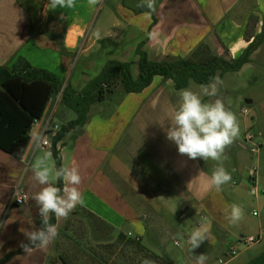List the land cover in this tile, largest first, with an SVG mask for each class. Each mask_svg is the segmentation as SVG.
<instances>
[{
    "label": "crops",
    "instance_id": "crops-1",
    "mask_svg": "<svg viewBox=\"0 0 264 264\" xmlns=\"http://www.w3.org/2000/svg\"><path fill=\"white\" fill-rule=\"evenodd\" d=\"M121 1L114 0L110 14L103 18L104 0L94 7L87 0H76L72 9H51L50 0H0V67L11 68L21 58L32 68L60 78L57 68L61 70V65L57 63L64 57L76 52L85 58V54L106 47L118 54L117 59L109 60L122 63H127L130 54L137 61V47L155 62H173L188 54L205 58L211 52V45H206L211 37L216 39V52L222 50L229 62L264 26V0H155L154 10L139 7L133 12L121 11ZM262 44L238 72L254 61ZM91 79L82 81L86 84ZM156 81L161 80L154 79L152 85ZM83 87L70 89L78 93ZM161 88L163 91L152 94H145V89L128 95L116 88L111 95H121L116 109L101 108L106 100L93 104L81 129L70 130L56 144L62 166L77 168L82 177L79 189L83 203L68 217L86 214L115 233L138 239L173 264H196L195 256L200 254L207 256L205 264H219L229 244L260 232L247 235L245 225L229 223L227 216L235 202L225 201L220 191L208 187L218 162L189 159L167 138L169 110L179 106V95L166 91H174L169 81ZM209 98L213 97L203 99ZM74 118L60 100L53 106L50 102L31 129L21 159L0 150V259L17 251L21 242H29L21 228L39 229L35 221L41 216L31 196L40 186L31 179V165L36 156L50 152V148L38 145L40 139L51 145L54 136L43 133L45 123L50 120L60 128ZM249 126L253 127L252 121ZM241 139L239 136L231 149L234 167L230 170L236 173L255 160L242 153L246 149ZM227 152L228 147L225 155L229 156ZM249 158L251 163L245 165ZM223 166L227 170L226 162ZM15 191L27 197L22 206L12 202ZM194 200L201 205L199 209ZM200 212L199 219L193 215ZM67 218L55 216L57 230ZM197 228L206 230L207 239L191 252L188 239ZM54 240L47 247L32 248L30 253L21 250L5 264H57L51 249ZM168 242L179 249L178 253H167L164 246ZM237 248L240 257L250 258L251 247ZM62 253L67 255L64 247ZM234 259L223 264H233Z\"/></svg>",
    "mask_w": 264,
    "mask_h": 264
},
{
    "label": "rangeland",
    "instance_id": "rangeland-1",
    "mask_svg": "<svg viewBox=\"0 0 264 264\" xmlns=\"http://www.w3.org/2000/svg\"><path fill=\"white\" fill-rule=\"evenodd\" d=\"M113 1L114 0H104L105 6L102 14L105 15L103 18H106L107 13L108 15L110 14L111 7H114ZM140 2L141 0H122V5L120 6L122 8L121 11L125 9L133 12L135 9L139 8L137 7V4ZM103 25L104 24H102V28ZM231 35H235V32ZM210 39L211 42H209ZM210 39L207 40L206 45H211V47H209L211 52L207 53L205 58L202 57V59L199 55L194 57V54H188L187 57L181 59L188 64L196 65L207 64L215 60L226 62L227 58L222 50L216 52V39L212 37ZM235 54L236 53H234V55ZM84 56L86 57H81L79 53L75 52L67 55L63 60L57 63V65L59 64L58 67L61 65L59 67L61 70L58 68L57 70L60 79L63 81L62 87L68 86L69 88L76 89V87L84 86L85 82L82 81L83 79H91L98 75L105 63L108 62L109 59H117L114 57H117L118 54H115L113 49L106 47L100 51L85 54ZM134 59L135 57L132 54L126 58L127 63L133 62L130 69L132 75L136 74V62H134ZM221 80L223 81V84L220 86L218 94L222 95V93H224L220 99L226 105V108L236 115L240 129L239 136L242 137L243 134L250 129L248 123H251L252 121L253 127L250 131L255 134L260 144L255 160H253L256 164L255 185L259 192L258 195L254 197L249 194L251 183L248 179L247 166H244L243 169L241 168L242 173H236L230 170L234 167L233 162L231 161V149L236 147L237 138L230 146H228L227 154L229 156L224 160L227 165V171L231 174L232 179L228 183L222 185L220 193L225 201L230 200L233 203L235 202L234 204L243 209L244 218L240 223L245 225L247 235L258 232L264 234V44L260 47L252 63L246 65L238 73L224 74ZM161 85H163V82L156 81L144 92L145 94H152L160 91L162 90ZM187 89L194 92L200 91L199 85L195 84H190ZM166 91L173 92L177 96L180 93V91ZM117 93L119 94V92ZM119 97H121V95L118 97L111 95L106 96L107 99L101 104V108L114 109ZM147 97L148 96L145 98ZM204 97L205 96H202L204 102L214 101L213 99L215 98H209L205 101L203 99ZM247 98H250L251 100L246 102L245 99ZM55 100L58 102L60 100V95L55 97L54 101L51 102L52 106ZM242 108L248 110L246 116L240 114V109ZM242 153L248 158L249 152L247 149ZM250 161L249 158L245 165L251 163ZM195 202V207H198L197 209H199L201 205H199L198 200L193 201V203ZM253 210L257 211V217L251 216ZM201 212L198 214L194 213L193 215L199 219V216H202ZM57 232L58 235L51 247L52 256H54V261L57 264H143L145 260H150L153 264H160L152 258L151 255H147L145 251H141L142 253L139 252L137 249L138 246L134 248V246L119 244L114 231L86 214L79 213L76 217H68L62 227H59ZM56 239L59 240L56 241ZM60 242H62V244H60ZM143 243H145V241ZM140 244L144 247L142 243ZM63 247L65 248L67 255L62 253ZM155 249L157 250V248ZM164 249L169 255H175L179 251V249L173 246L172 242L165 244ZM262 251H264V236H262L260 242L251 245V250L248 254L250 258H246V255L244 257L237 255L233 260V264L239 262L240 264L247 263L249 259L255 257Z\"/></svg>",
    "mask_w": 264,
    "mask_h": 264
},
{
    "label": "trees",
    "instance_id": "trees-1",
    "mask_svg": "<svg viewBox=\"0 0 264 264\" xmlns=\"http://www.w3.org/2000/svg\"><path fill=\"white\" fill-rule=\"evenodd\" d=\"M262 43L264 26L246 48L229 62L215 60L201 65L188 64L182 59L173 62L150 61L146 53L137 47L135 77L130 71L132 63L108 61L98 75L88 81L78 93L68 86L62 87L63 81L56 75L32 68L25 60L18 58L11 68L0 67V150L15 159H21L29 143L33 123L41 120L47 105L60 95L61 103L74 113L75 118L61 126L51 140V158L55 168L59 169L62 163L56 144L70 130L81 129L89 108L95 103L105 101L106 96L113 95L116 88L121 89L122 95L139 94L150 87L156 78L161 82L169 81L174 91L186 89L190 84L207 85L213 77L238 72L243 65L250 62V56ZM55 186L62 191L63 181H56ZM49 222L55 225V215L52 213L49 214ZM35 224L40 229L41 219L35 221ZM115 235L119 244L134 248L138 246L139 252L145 251L160 264H173L165 256L152 254L153 252L144 248L138 239L119 232ZM21 250L23 249L20 247L15 252L5 254L0 259V264L7 263ZM245 264H264V251Z\"/></svg>",
    "mask_w": 264,
    "mask_h": 264
},
{
    "label": "clouds",
    "instance_id": "clouds-1",
    "mask_svg": "<svg viewBox=\"0 0 264 264\" xmlns=\"http://www.w3.org/2000/svg\"><path fill=\"white\" fill-rule=\"evenodd\" d=\"M88 5L96 6L101 0H87ZM51 9H72L76 0H50ZM137 7H147L154 10L155 0H141ZM223 81L219 76L211 78L207 85H200V91L182 89L179 93L180 103L177 108L169 110L167 138L175 143L178 153L189 159L201 158L205 161H217L208 187L221 190L222 185L228 183L232 177L223 166L227 159L225 149L240 135L236 115L225 107L219 98L211 102H204L202 96L217 97ZM31 179L39 185V190L33 193L32 199L38 205L42 227L38 230L21 228L20 231L28 239V243L21 242L20 247L25 253L32 251V246L47 247L58 235L57 228L49 222V214L58 218H67L78 204L83 203L79 185L82 177L77 168L62 166L59 169L51 163V153L44 152L35 157L31 165ZM64 182L63 190L55 186L56 181ZM244 218L243 209L233 204L227 219L230 224H238ZM207 239L206 230L199 228L192 231L188 239L190 251L198 248ZM196 257V264H205L207 256L200 254ZM143 264H153L145 260Z\"/></svg>",
    "mask_w": 264,
    "mask_h": 264
},
{
    "label": "built area",
    "instance_id": "built-area-1",
    "mask_svg": "<svg viewBox=\"0 0 264 264\" xmlns=\"http://www.w3.org/2000/svg\"><path fill=\"white\" fill-rule=\"evenodd\" d=\"M240 114L243 116H246L248 114V110L246 108H242L240 109ZM38 123V121H35L33 123L32 128ZM251 128L248 129L242 136L241 139V144L242 146L248 150L249 154L252 157H256L257 151H258V147H259V142L257 140V137L255 136V134L251 133ZM59 130V127L57 125H54L49 121H47L43 127V133L44 134H52L55 135ZM38 145H41L42 147H48L51 148V145L46 142L45 140H41L39 141ZM256 174V164L253 163L249 166L248 168V179L251 183V187L249 189V194L251 196L256 197L258 195V190L256 188V178L255 175ZM26 195L22 192L19 191H15L14 195H13V204L16 206H22L23 204H25L26 202ZM253 217L257 216L256 212L252 213ZM130 236V235H128ZM262 236H264V234H258L256 236H248V237H243L238 239L236 242L229 244L226 249L223 251V255L222 258L218 261L219 264H223L224 261H228L230 259L235 258L238 254H239V250L237 248V246H241L242 248L248 249L249 247H251V245H254L258 242H260L262 240ZM131 237V236H130ZM136 239V238H134ZM175 246H178V243L175 242L174 243Z\"/></svg>",
    "mask_w": 264,
    "mask_h": 264
}]
</instances>
